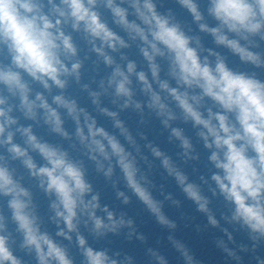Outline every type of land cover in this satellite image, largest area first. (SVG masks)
Returning a JSON list of instances; mask_svg holds the SVG:
<instances>
[{"label":"clouds","instance_id":"obj_1","mask_svg":"<svg viewBox=\"0 0 264 264\" xmlns=\"http://www.w3.org/2000/svg\"><path fill=\"white\" fill-rule=\"evenodd\" d=\"M0 264H264V0H0Z\"/></svg>","mask_w":264,"mask_h":264}]
</instances>
